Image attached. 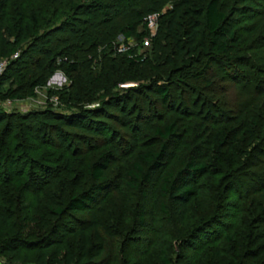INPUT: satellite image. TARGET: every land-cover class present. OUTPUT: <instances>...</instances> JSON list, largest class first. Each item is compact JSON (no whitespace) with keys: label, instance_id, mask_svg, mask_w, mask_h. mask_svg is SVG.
Wrapping results in <instances>:
<instances>
[{"label":"rangeland","instance_id":"rangeland-1","mask_svg":"<svg viewBox=\"0 0 264 264\" xmlns=\"http://www.w3.org/2000/svg\"><path fill=\"white\" fill-rule=\"evenodd\" d=\"M93 1L98 0H53V6L45 0L10 2L13 24L24 31L25 40L20 46L33 40L34 31L42 36L67 22V15H72V31L83 19L90 25L103 21L98 13L91 16L75 10ZM99 1L112 7L107 12L111 15L107 27L98 26L107 48L105 57L98 58L103 61L96 64L94 60L88 72L81 68L70 80L61 68L69 56H59L43 87L32 90L21 78L15 80L14 74L4 82L11 60H0V92L11 90L17 96L0 100V110L21 117L47 112L73 116L68 120L53 116L55 120L47 121V116L0 119V136L7 143L0 165V241L25 240L34 247L58 224L49 212L51 206L63 208L68 195L104 184L105 190L90 208L66 217L80 228L89 229L86 237H100V242L96 240L103 247L99 263L162 264L160 252L168 249L172 264H264V178L259 181L260 176L264 177V170L259 169H264L263 147L259 146L260 155L253 166L235 175L236 182L234 176L225 174L202 177L198 194L182 221H177L173 213L165 217L159 209L161 175L178 163L194 140L203 136L204 129L211 128L215 121L212 114L217 112L215 119L221 117L222 121L223 116L239 118L248 110L264 115V93L260 92L264 88L256 89V82L260 87L264 85V20L253 19L237 2L232 5L233 0H220L229 27L240 40L232 58H249L251 67L232 65L237 61L233 60L230 66L213 68L194 80L192 76L203 69L204 57L188 59L185 68L177 72L169 62L175 45L166 25L184 0H156L154 5L148 0H135L131 5L126 3V8H118L116 0ZM137 10L150 12L147 17L154 16L155 30L135 22L133 14ZM178 15L182 16V33L188 25L183 8ZM132 22L134 36L126 39L119 29ZM252 24L258 29L251 28ZM68 34L60 30L56 35ZM140 34L143 37H136ZM128 51L144 60L136 70L126 62ZM19 55L12 60H19ZM228 67L245 73L244 80H232L225 74ZM97 77L98 83L94 79ZM159 80L169 89L167 102L152 92L151 85ZM71 84L75 87L69 88ZM206 101L217 108L208 112ZM171 122L176 124L178 136L167 140L162 167L150 184L140 191L131 190L126 185L129 169L144 151L158 150L163 140L154 135V129ZM57 130L64 136L59 137ZM109 154L112 158L103 171V181H93L88 165ZM19 176L26 179L27 185L15 193L11 182ZM63 237L69 247L79 242L71 236ZM35 254L34 249L21 250L20 257L25 259L24 264H32ZM7 259L6 254L0 256V261L8 264Z\"/></svg>","mask_w":264,"mask_h":264},{"label":"trees","instance_id":"trees-1","mask_svg":"<svg viewBox=\"0 0 264 264\" xmlns=\"http://www.w3.org/2000/svg\"><path fill=\"white\" fill-rule=\"evenodd\" d=\"M20 1L22 0H0V60H11L8 63V77L5 78L4 82H8L11 78H14V74L15 80L21 78L25 85L29 84L32 87V90L34 88H41L46 82L47 75L55 66L56 59L60 58L59 56H69L66 61H62L61 68L64 75L70 80L80 72L81 68L88 72L94 60L96 64L103 61L98 60V58L99 56L102 59L105 57L104 48L107 47H105L104 42L106 38L100 37L98 26L107 27L106 22L111 18L110 13L107 12L112 7L100 3L99 0L93 1L89 5L78 6L75 9L78 12L91 14V16H95L94 14L98 13L104 20L98 23H91L90 25V22L86 21L87 19H83L80 21V26L76 27V31H72L74 27L72 15H67V22L62 23L59 27L46 32L42 36L38 35L37 31H34L33 40L23 47L20 46V43L25 40L24 31L13 24L10 13L12 9L9 8L10 2L11 4H15ZM31 1L33 0H30V3H32ZM148 1L152 5L156 3V0ZM116 2L118 8H126V3L131 5L135 0H116ZM236 2L240 7L244 8L245 13L252 14L253 19L257 17L259 18L257 20H264V0H233L232 5ZM45 3L53 6V0H45ZM181 8L184 9V15L188 24L182 30V33H180L182 16L178 15V10ZM149 10L153 11L152 8ZM178 10L166 25L175 45L173 57L169 61L174 72L183 70L188 59L197 57H204L206 61L203 64V69L198 70L192 76L194 80H197L204 73L212 71L213 68L230 66L229 62H233V60L237 61H235L236 63L233 62L232 65L239 64L240 66L251 67L249 58L244 59V57L239 56L232 58L235 49L239 47L240 40L236 39V32L230 29L227 15L222 10L220 0H184L179 4ZM149 13L134 12L135 22L146 29L147 24L145 19ZM160 20H162V17ZM32 21L36 23L35 18H31ZM86 24L89 26H86ZM252 27L258 29L254 24L251 25ZM60 30L69 31L71 34L56 35L60 33ZM119 33L126 39L132 38L134 36L133 22L121 27ZM136 37L140 38L143 35H136ZM73 38L77 40L74 41ZM261 44H264V33L261 37ZM128 53L129 57L126 58V62L131 69L136 70L144 60L143 58L134 57L133 51H128ZM14 55H19V60H12ZM33 55L42 56V59L26 58L25 60L26 56ZM23 59L24 61H22ZM113 66L115 68V65ZM225 74L235 81L244 80L245 76V73L242 71L232 68H230L229 72L226 71ZM94 79L96 83L99 82L98 77ZM132 80L136 81L135 79H129L128 81ZM4 82L1 84H4ZM151 86L152 92L160 100L163 102L169 100V89L166 82L159 80L153 82ZM256 86L257 91L264 88V85L260 87L258 82H256ZM74 87L75 85L71 84L69 88ZM262 90L260 92L264 93ZM75 94L76 92H73L72 96L77 98ZM16 97V94H12L11 90H7L6 93L0 92V100H14ZM124 99L125 97H123ZM204 106H209L207 108L208 112L209 110L211 111V108H217L207 101ZM216 113L212 114V119L215 121L212 122L211 128L207 127L204 129L202 132L203 136L195 139L178 163L173 168L164 171L160 177L159 195L161 200L159 209L160 213L167 218H170V214L173 213L176 215L177 221L183 220L189 203L198 194V181L202 177L208 174H225L227 176H234L233 180L236 182L235 175L253 166L252 163L255 162V157L260 155L259 146L264 148V115L248 110L239 118L223 116L225 121H222L221 117L215 119ZM13 116L17 120L21 118H24V120L46 118L47 116L46 121L55 120L56 118L53 116H61V118L64 117L66 120L73 117L50 112L41 115L27 114L21 117L19 115H9L0 110L1 120L9 121V119L14 118ZM41 125L42 131L45 129L44 122ZM57 131L59 132V137L64 136V132L61 130ZM177 132L178 129L174 122L157 126L154 129V135L163 140V142L158 150H148L141 153L137 161L132 164L127 173L128 180L126 183L131 190L140 191L143 185H148L152 182L153 177L162 167V163L166 157L167 140L177 138ZM39 138L40 136H38ZM6 148L7 143L0 136V165L6 156ZM110 158H112L111 154L108 156L102 155L98 161L88 165V172L93 181H103L102 174L108 167L111 161ZM38 166L43 170L46 169L44 165L39 164ZM259 169L264 170L263 167H259ZM263 178V176H260L259 181ZM26 185V179L20 176L15 177L11 182V189L16 193ZM104 190L105 185L99 184L90 190L68 195L63 208L57 205L49 208V212L57 218L56 222H58L55 225L56 228L49 235L42 237L34 247H31V244L25 240L15 239L8 241L2 239L0 241V256L6 254L9 258L6 260L8 264H24L26 261L20 257L21 250L29 251L34 249L36 254L32 259V264H102L97 261L103 250L101 243L97 244V242H100V237H86L85 234L89 229L80 228L74 220L69 221L66 217L78 215L90 208L100 198ZM63 236H71L73 241L78 240L79 242L77 245L76 243H72V246L69 247L64 241ZM167 252L168 249H162L160 252L159 259L162 264H172V260L169 258Z\"/></svg>","mask_w":264,"mask_h":264},{"label":"built area","instance_id":"built-area-1","mask_svg":"<svg viewBox=\"0 0 264 264\" xmlns=\"http://www.w3.org/2000/svg\"><path fill=\"white\" fill-rule=\"evenodd\" d=\"M154 16H148L146 19H145V22H146V24H147V26L149 27V29H151V30H155L154 29V18H153ZM16 57H17V55H16ZM5 64V63H4ZM0 65H3V64H0ZM0 264H7V263H5V262H2V261H0Z\"/></svg>","mask_w":264,"mask_h":264}]
</instances>
